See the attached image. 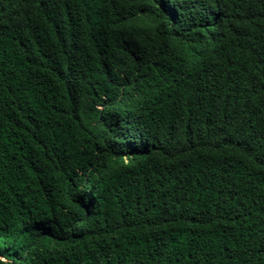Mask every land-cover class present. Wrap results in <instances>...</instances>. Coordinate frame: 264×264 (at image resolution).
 Wrapping results in <instances>:
<instances>
[{"label": "trees", "instance_id": "obj_1", "mask_svg": "<svg viewBox=\"0 0 264 264\" xmlns=\"http://www.w3.org/2000/svg\"><path fill=\"white\" fill-rule=\"evenodd\" d=\"M0 264H264V0H0Z\"/></svg>", "mask_w": 264, "mask_h": 264}]
</instances>
